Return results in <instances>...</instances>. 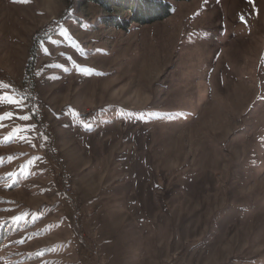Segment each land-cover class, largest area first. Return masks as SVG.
Here are the masks:
<instances>
[{"label": "rangeland", "instance_id": "rangeland-1", "mask_svg": "<svg viewBox=\"0 0 264 264\" xmlns=\"http://www.w3.org/2000/svg\"><path fill=\"white\" fill-rule=\"evenodd\" d=\"M83 2L0 0V264H264V0Z\"/></svg>", "mask_w": 264, "mask_h": 264}, {"label": "trees", "instance_id": "trees-1", "mask_svg": "<svg viewBox=\"0 0 264 264\" xmlns=\"http://www.w3.org/2000/svg\"><path fill=\"white\" fill-rule=\"evenodd\" d=\"M81 6L88 3L101 9L100 22L106 26L128 29L160 22L171 15L173 2L191 0H83ZM81 3V2H80ZM45 36V35H41ZM42 39L38 38L37 41ZM32 60V59H31ZM28 66L30 67L31 64Z\"/></svg>", "mask_w": 264, "mask_h": 264}, {"label": "snow or ice", "instance_id": "snow-or-ice-1", "mask_svg": "<svg viewBox=\"0 0 264 264\" xmlns=\"http://www.w3.org/2000/svg\"><path fill=\"white\" fill-rule=\"evenodd\" d=\"M5 118H6L5 116H0V120H3ZM7 118H11V114H8ZM20 119H22V120H28L29 117L28 116H22V117H20Z\"/></svg>", "mask_w": 264, "mask_h": 264}]
</instances>
